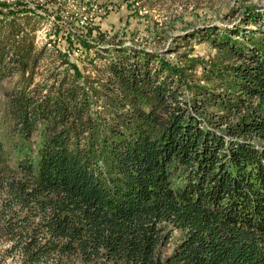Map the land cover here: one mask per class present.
Instances as JSON below:
<instances>
[{
  "label": "trees",
  "instance_id": "1",
  "mask_svg": "<svg viewBox=\"0 0 264 264\" xmlns=\"http://www.w3.org/2000/svg\"><path fill=\"white\" fill-rule=\"evenodd\" d=\"M4 4L0 78L18 76L7 95L21 142L0 161L2 262L264 264L263 13L246 14L255 30L203 37L208 59L104 57L81 40V71L37 45L34 11Z\"/></svg>",
  "mask_w": 264,
  "mask_h": 264
},
{
  "label": "rangeland",
  "instance_id": "2",
  "mask_svg": "<svg viewBox=\"0 0 264 264\" xmlns=\"http://www.w3.org/2000/svg\"><path fill=\"white\" fill-rule=\"evenodd\" d=\"M0 3H5L6 8L19 5L34 11L31 13L37 45L50 40L51 47L68 53L81 71L83 58L90 54L81 40L98 44L104 57L106 49L135 48L173 62L181 54L208 59L216 56L217 50L203 37L216 30L241 28L243 33L255 30L254 25L244 27L246 14L264 15V0H0ZM100 59L95 61L100 63ZM40 71L44 75L48 72L46 66H40ZM17 79V75L0 78V143L5 149L0 161L6 164H14L20 158L13 148L21 140L14 129L7 95ZM35 144L30 143L34 148ZM177 239V231H172L164 246L166 253ZM12 262L10 259L2 262L0 257V264Z\"/></svg>",
  "mask_w": 264,
  "mask_h": 264
}]
</instances>
